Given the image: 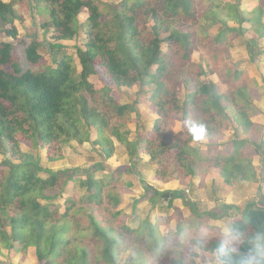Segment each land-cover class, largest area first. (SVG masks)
Returning <instances> with one entry per match:
<instances>
[{"label":"trees","instance_id":"trees-1","mask_svg":"<svg viewBox=\"0 0 264 264\" xmlns=\"http://www.w3.org/2000/svg\"><path fill=\"white\" fill-rule=\"evenodd\" d=\"M24 1L0 0V36L23 46L27 61L38 65L22 70L13 44L0 40V155L15 161L11 168H0V250L12 258L33 249L36 264H120L124 252V264H195L198 255L192 249L206 228L200 253L214 257L224 234L209 224L210 213L184 216L175 210L152 222L133 210L123 221L128 185L121 171L96 177L91 170L80 177L74 169L42 170L21 146L43 149L54 163L63 160L65 149L90 142L94 129V143L105 159L114 155L115 143L121 145L129 161L152 171L159 183L177 181L190 191L194 178L202 186L212 172L229 187L256 183V168L244 149L263 151L264 126L252 121L260 113L255 105L260 86L245 68L232 65L230 50L234 40L250 32L251 43L264 39V0L248 10L241 9L242 0H208L201 10L194 0H31L39 27L50 32L49 48L58 54L51 65L40 64V43L18 38L14 21L21 20L18 9ZM83 10L87 17L79 22ZM213 26L221 30L211 37L207 31ZM80 33L78 71L61 42ZM198 48L205 54L203 64L192 60ZM136 85L150 87L148 102L156 118L149 132L132 141L129 124L136 101L120 100L123 88ZM181 86H192L182 100ZM174 119L181 130L164 142L161 130ZM230 129L233 138L226 139ZM71 184L82 194L68 195ZM173 197L167 211L182 195ZM225 209L228 226L240 230L232 246L242 251L251 233L264 230V205L252 201L242 209ZM171 220L174 230L163 234L160 226ZM231 256L226 264H233Z\"/></svg>","mask_w":264,"mask_h":264},{"label":"rangeland","instance_id":"rangeland-1","mask_svg":"<svg viewBox=\"0 0 264 264\" xmlns=\"http://www.w3.org/2000/svg\"><path fill=\"white\" fill-rule=\"evenodd\" d=\"M7 2L8 0H4ZM107 3H118L121 0H102ZM196 3V7L198 10L205 9L207 6L208 0H194ZM221 2H235L236 0H220ZM258 0H242L241 9L248 10L256 5ZM18 8V7H16ZM19 15L21 16V20L14 21L15 28L17 30L18 38L25 40L26 43L31 41H35L40 43L39 47V54L42 56V60L40 64L51 65L53 60L58 56L57 51L50 50L49 44L50 40V32L46 30H42L39 27V20L40 16L37 9L34 8V5L31 0H25L21 7L18 9ZM87 17V12L83 10L80 15L78 16L79 22L85 21ZM229 26L236 27L235 24L229 23ZM245 27H249L248 24H244ZM221 30L219 26H213L207 32L212 37L216 35ZM82 38L83 35L80 33L76 37H74L70 41L61 42L65 54L72 56L77 70H80L78 59L75 55L76 47H82ZM255 39V36L252 32L245 34L242 38L234 40V47L230 50L231 51V63L232 65H237L240 68H246L248 71L249 76L254 78L257 83L259 84L260 88L262 87V82L264 81V39L259 41L257 44L251 43L252 40ZM0 40L11 42L14 46V55L17 57L19 64L22 70L28 69H38V65H33L29 63L25 57L24 47L21 45L16 44V42L6 37L4 34L0 36ZM255 42V41H253ZM199 43L196 42V46ZM252 45H255L256 48L253 49ZM199 47V46H198ZM255 55L252 59L251 54ZM204 51L201 49H197L192 54V60L196 63H202L201 58L204 56ZM100 72V69H98ZM263 74V75H262ZM101 78V75H100ZM212 80L216 83L220 91H224V87L220 84L216 75L211 76ZM189 89H192V86L185 88L181 86L179 88V97L182 100L184 98L185 92ZM150 87L147 86H139L136 85L130 89L123 88V98L120 100L121 103H130L133 100L136 101L135 104V112L132 114L133 122L129 124L131 128V140L133 141L136 138V135L141 132H149L153 126V122L155 120V115L152 114L151 108L148 102V92ZM264 86L262 90H259L257 95L259 96L258 99L264 96ZM255 101V105H256ZM181 130L180 122L177 119H174V122L171 126H166L161 130V138L164 142H168L173 135L178 133ZM95 132L94 129L91 130V140L88 143L78 147V149H65L64 151V158L61 161L50 163L46 160L45 151L43 149H37L36 151H29L25 145H22L21 148L24 152H30L33 154L36 160L38 161V166L44 170L49 169L53 171H61L65 169H74L75 175L84 177L89 171L95 170V176L100 177L102 173L108 171H121L123 173L124 181L127 183L128 187L124 188V193L126 198L125 202L122 205V220L129 221L131 214L133 211L132 209L138 213L142 217H148L150 220L153 219L155 216H169L175 210L179 211L183 206L180 203V200L175 201V206L171 210L167 211V207L164 206L166 203L167 197L163 196V198L159 196L150 195L152 198L148 203H144L143 200L140 203L134 205L138 199H140L141 195L140 192H143L148 184H151V179L145 177L147 174L146 172L142 171L140 164H136L135 161L130 162L129 156L127 155L126 149L115 143V151L114 155L109 158L105 159L102 149L99 145L94 143ZM233 138V131L230 129L226 133V139ZM226 141V140H225ZM223 141V142H225ZM202 144L206 143V140H202ZM249 150V148H248ZM252 150V149H251ZM146 159V158H144ZM15 164V161L10 160L8 157H4L0 155V168H11ZM134 164V165H133ZM142 165V164H141ZM150 174V173H149ZM153 175V173H152ZM153 178V177H152ZM151 188V187H150ZM236 194H240L239 190L235 191ZM67 194H82V190L78 188L77 184H71L67 190ZM66 194V195H67ZM235 194V195H236ZM250 194V193H248ZM263 194V193H262ZM148 195V194H145ZM185 197L184 200H193V209L190 210V213L195 214H205L208 210V205L206 203L198 202V194L196 193L190 195L188 197L187 191L183 192ZM161 196V194H160ZM258 198V199H257ZM253 197L252 195H245L242 198L241 205L243 206L245 203H249L255 201L256 199L259 200L261 197ZM202 199V198H200ZM133 201H135L133 203ZM196 201V203H195ZM133 204V206H132ZM133 207V208H132ZM217 208V206H216ZM212 209L213 215H216L217 210ZM152 209V210H151ZM158 209V211L156 210ZM183 212H188L187 209H182ZM235 213L236 211H230ZM153 222V221H152ZM174 220H171L169 224L162 225L160 227L163 234H166L170 230H174ZM228 226V224L224 225V229ZM127 258V253H119L118 260L120 264H124ZM0 264H36V258L34 255V250L30 249L26 255L18 254L16 257H10L6 250H0ZM161 264V263H158Z\"/></svg>","mask_w":264,"mask_h":264},{"label":"crops","instance_id":"crops-1","mask_svg":"<svg viewBox=\"0 0 264 264\" xmlns=\"http://www.w3.org/2000/svg\"><path fill=\"white\" fill-rule=\"evenodd\" d=\"M246 69V68H245ZM247 70V69H246ZM248 71V70H247ZM263 75V74H262ZM264 76V75H263ZM253 78V77H252ZM264 80V79H263ZM262 87L264 86V82H262ZM262 87L259 90H262ZM264 94V93H262ZM259 96L257 95V98ZM256 98V100H257ZM255 100V101H256ZM256 106L258 107V109L260 110V113L256 116H254L252 118V121L255 122L256 124H260L262 126H264V96H262V98L258 99V101H256ZM242 138H247V136H243ZM249 138V137H248ZM250 140H254V139H250ZM256 140V138H255ZM262 144H263V151L255 154L250 147H245V152L248 156L252 157L253 160V165L256 168V172H257V176H258V181L256 183H239L236 184L234 186H227L223 183L222 179L220 177H218L214 172L211 173V177H209L207 180H205L204 185H200V180L198 178H194V180L192 181V188L189 191L188 188L186 187V185H182L177 181H172L169 183H159L157 181L154 180L153 175H152V171H148L146 172L147 174L145 175V177H148V179H151V184H148V186L142 190L143 192H140L139 195H141L139 200H143L144 203H148L151 200V196L150 195H154V196H158L157 194L160 193L161 194V198H163V196L167 197L166 203H164V206L167 207L168 201L171 198H174V193L175 192H179L182 195V198H175L172 200V205L175 206V201L180 200V203L186 201L184 200L185 197L183 195V192L187 191L188 197L194 193H196V195L198 194V197L202 198H198V202H202V203H206L208 205V210L206 211L205 214H209L211 215V218L209 219V224L211 226H215L217 227L221 233L224 234V225L228 224L229 219L227 217V214H229V211H227L225 208L227 206H236L239 209H242L245 204L242 206V198L245 195H252L253 197H261V199L259 200H255V202H258L262 205H264V133L262 136ZM249 148V150H248ZM202 152L205 153V148L202 149ZM150 173V174H149ZM151 187V188H150ZM146 189H150L151 193L147 195H145V191ZM236 190H239L240 194H236ZM250 193V194H248ZM263 193V194H262ZM236 194V195H235ZM163 195V196H162ZM125 196V193H124ZM126 199V198H125ZM124 199V202L126 201ZM135 201H133L134 203ZM141 201H139L138 203H140ZM186 205H188L187 207L182 206L181 209L179 211H181L182 209H187L188 212H183L184 216H187L190 214V210L193 209V200H188L185 202ZM196 203V201H195ZM136 204V202L134 203V205ZM133 206V204H132ZM217 206V208H216ZM133 208V207H132ZM218 211L216 212V215H213V210L215 209ZM152 210V209H151ZM158 211V209H156ZM171 210V209H170ZM133 211V209L131 210ZM173 213V212H172ZM171 213V214H172ZM170 214V215H171ZM162 215V214H160ZM154 216L153 219L151 221H156V219L158 217H163V216ZM162 227V225L160 226ZM161 230V229H160ZM162 232V231H161ZM169 232V231H168ZM198 255V257L194 258V262L195 264H212V261L214 260V257H212L211 259H207L205 257H203V255H201L200 250L198 253H196ZM186 256V255H185ZM183 256V257H185Z\"/></svg>","mask_w":264,"mask_h":264},{"label":"clouds","instance_id":"clouds-1","mask_svg":"<svg viewBox=\"0 0 264 264\" xmlns=\"http://www.w3.org/2000/svg\"><path fill=\"white\" fill-rule=\"evenodd\" d=\"M207 229H203L198 237V244L192 251L198 253L206 238ZM239 228L227 226L224 229L223 239L220 247L216 249L212 264H226V261L232 259L231 254H235L233 264H264V230L257 229L248 237V246L242 251H237L232 245L233 241L239 235Z\"/></svg>","mask_w":264,"mask_h":264}]
</instances>
